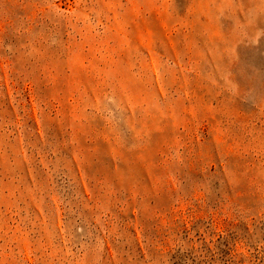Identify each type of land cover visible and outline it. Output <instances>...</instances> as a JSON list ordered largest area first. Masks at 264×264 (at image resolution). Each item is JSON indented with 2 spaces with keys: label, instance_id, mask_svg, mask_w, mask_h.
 Returning a JSON list of instances; mask_svg holds the SVG:
<instances>
[{
  "label": "rangeland",
  "instance_id": "1",
  "mask_svg": "<svg viewBox=\"0 0 264 264\" xmlns=\"http://www.w3.org/2000/svg\"><path fill=\"white\" fill-rule=\"evenodd\" d=\"M0 264H264V0H0Z\"/></svg>",
  "mask_w": 264,
  "mask_h": 264
}]
</instances>
